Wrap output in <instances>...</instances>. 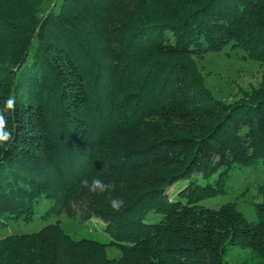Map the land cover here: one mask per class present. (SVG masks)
Masks as SVG:
<instances>
[{
    "label": "trees",
    "instance_id": "1",
    "mask_svg": "<svg viewBox=\"0 0 264 264\" xmlns=\"http://www.w3.org/2000/svg\"><path fill=\"white\" fill-rule=\"evenodd\" d=\"M44 1L0 0V111L12 133L0 142V248L41 239L21 258L33 264H67V254L73 264L90 254L95 264H228L239 248L264 264V185L255 220L233 202L201 204L227 192L233 169L264 162V75L226 103L192 61L231 47L264 64V0H63L40 17ZM85 177L114 185L122 210L90 195ZM42 200L44 220L97 218L111 243L75 241L58 224L4 236L33 222ZM151 213L161 219L145 222ZM111 246L122 259L106 257ZM13 255L0 264H20Z\"/></svg>",
    "mask_w": 264,
    "mask_h": 264
},
{
    "label": "rangeland",
    "instance_id": "2",
    "mask_svg": "<svg viewBox=\"0 0 264 264\" xmlns=\"http://www.w3.org/2000/svg\"><path fill=\"white\" fill-rule=\"evenodd\" d=\"M63 0H45L41 8L38 10L40 17L46 16L50 12L58 13ZM241 50H234L231 47L226 48L223 52H216L206 55L204 58H192V61L198 65L200 73L204 77L206 86L212 90L216 98L226 100V103H235L242 99L244 93L250 94L252 89H258L263 84L264 64L244 60ZM6 59L5 52L0 51V61ZM196 182L204 186L208 183L216 181L217 176L211 179H205L201 176H196ZM227 181V192L215 199H208L201 204L211 209H219L226 203H236L238 209L249 220H255L256 214L253 202H258L261 197L258 196V188L264 185V162L259 161L257 164L249 167H237L233 169ZM190 179H182L172 186L168 193L171 200H179V193L189 184ZM184 201V200H183ZM50 206L46 200H42L36 207V215L34 221L30 223L12 224L6 228L4 236L32 234L40 231L49 224H58L59 228L68 234L75 241L81 239H91L102 243H111V235L106 232V225L94 218L88 222H81L78 219L70 218L62 214L60 216L44 220L43 214ZM161 215L148 214L145 216V222H158ZM41 239L25 240L10 245L8 248H0L1 253H11L10 260L21 259L25 256L29 247L39 248L46 247L42 245ZM42 245V246H41ZM41 246V247H39ZM33 253V252H30ZM106 257L110 260H120L124 253L117 247L106 248ZM66 262L68 264L75 263L76 256L67 254ZM99 255L90 254L88 257L90 264H95ZM250 250L232 249L227 257L228 264H249ZM98 261V260H97ZM35 261L21 259L20 264H33ZM19 262H15L17 264ZM14 264V261H12Z\"/></svg>",
    "mask_w": 264,
    "mask_h": 264
},
{
    "label": "clouds",
    "instance_id": "3",
    "mask_svg": "<svg viewBox=\"0 0 264 264\" xmlns=\"http://www.w3.org/2000/svg\"><path fill=\"white\" fill-rule=\"evenodd\" d=\"M14 107V100L9 99L6 102V108L12 109ZM7 121L3 116L2 111H0V142L10 141L12 138L11 131H6ZM80 184L83 188L87 189L90 195L99 194L101 196H105V199L109 202V206L114 212H119L124 207V201L120 198L113 197L111 195L114 185L110 183H105L99 177H93L91 181L87 177L80 181ZM107 194V195H105Z\"/></svg>",
    "mask_w": 264,
    "mask_h": 264
}]
</instances>
